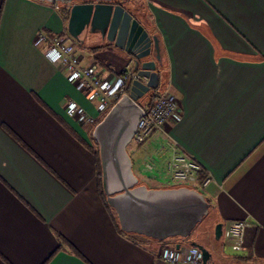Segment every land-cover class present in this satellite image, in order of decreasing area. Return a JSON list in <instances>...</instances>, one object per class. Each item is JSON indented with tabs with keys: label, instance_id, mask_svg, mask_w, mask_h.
<instances>
[{
	"label": "crops",
	"instance_id": "0c3cea01",
	"mask_svg": "<svg viewBox=\"0 0 264 264\" xmlns=\"http://www.w3.org/2000/svg\"><path fill=\"white\" fill-rule=\"evenodd\" d=\"M116 2L153 41L140 65L134 51L109 40L103 24L73 38L68 4L0 0V264H168L163 244L123 234L115 209L106 207L95 126L67 113L74 100L96 114V101L34 44L41 31L68 34L83 64H94L103 78L156 63L163 83L156 96L174 93L183 118L170 137L157 131L128 148L139 184L166 188L155 186L170 178L168 142L193 155L212 175L193 188L211 203L212 228L250 223L238 254H226L223 238L219 250L205 243L209 264H216V249L239 264H264V0ZM148 163L155 176L145 174ZM189 241L175 237L165 246L184 249Z\"/></svg>",
	"mask_w": 264,
	"mask_h": 264
},
{
	"label": "water",
	"instance_id": "95a60500",
	"mask_svg": "<svg viewBox=\"0 0 264 264\" xmlns=\"http://www.w3.org/2000/svg\"><path fill=\"white\" fill-rule=\"evenodd\" d=\"M61 2L70 6L69 32L79 40L80 34L89 27L100 23L107 31L110 41L124 49L134 51L135 63L140 65L148 54L153 41L144 26L117 0H45ZM154 45L159 51V41L154 36ZM149 61L142 63L140 76L150 78L152 66ZM148 93L151 87L134 80L130 93L124 94L105 114L93 129V138L98 143L102 184L107 201L118 216L121 229L158 241L172 237L183 240L191 237L194 229L209 215L211 203L204 194L187 186L175 188H149L139 184V177L133 168V160L128 146L133 141L140 118L145 114L144 107L137 101ZM139 96V97H138ZM215 238L220 240L223 224L215 227ZM191 245L202 251V264H209L212 257L208 248L198 242ZM180 247V243L176 245Z\"/></svg>",
	"mask_w": 264,
	"mask_h": 264
},
{
	"label": "built area",
	"instance_id": "2783aa9c",
	"mask_svg": "<svg viewBox=\"0 0 264 264\" xmlns=\"http://www.w3.org/2000/svg\"><path fill=\"white\" fill-rule=\"evenodd\" d=\"M34 44L44 47L48 60L65 69L77 89L84 92L90 101H96V114L82 110L74 100L68 102L67 113L75 116L82 125L95 126L124 94L130 93L134 80L149 82V78L140 76L134 68L125 69L112 78L100 77L94 64H83L71 37L65 33L41 31ZM143 107L145 114L139 120L133 139L137 144L145 143L157 131L170 137L172 125L183 118L179 98L172 92L156 96L151 106ZM168 145L173 150L166 164L171 181L205 187L212 180V175L193 155L177 150L172 142ZM147 167L152 169L153 165L148 163ZM249 225L246 220H236L223 227L222 238L233 251L246 249ZM162 250L161 256L168 264H202L203 261L202 251L193 245L184 249L164 245Z\"/></svg>",
	"mask_w": 264,
	"mask_h": 264
},
{
	"label": "rangeland",
	"instance_id": "374dc122",
	"mask_svg": "<svg viewBox=\"0 0 264 264\" xmlns=\"http://www.w3.org/2000/svg\"><path fill=\"white\" fill-rule=\"evenodd\" d=\"M149 62L151 63V65H149V66H152V68H153L152 76L149 78V82H148V85L151 87V90H150L149 94H153V93L161 90V84L163 85V83H161L160 73L157 70L156 63H154L153 61H149ZM132 92L134 94L140 96V97L138 96L139 98L137 99V101L140 104H143L146 107L147 106V102H146V100H144L145 99L143 97L144 94L141 96L140 94L135 93L133 90H132ZM135 143L136 142L133 140L130 143L128 148H131L132 146H134ZM145 174H148L149 176H155V171H153L150 168H145ZM164 179L166 180V181H164L165 183L156 184V186L155 185L154 186L155 187H157V186L158 187H166V188L188 186V187H192V188H194V187L199 188L198 185L193 184V183L173 182V181H171L170 178H167V176L164 177ZM151 186H153V185H151ZM200 190H201V188H200ZM201 191L204 192V190H201ZM211 220H212V216L211 215L206 216L204 218V220L197 225V227L193 231V234L191 235L192 237H195L196 239H198L199 242L204 244L205 246H206L205 243L214 241V237H215V233L213 232V230L215 231V228L214 229L212 228V223H211L212 221ZM213 233H214V237H213ZM174 238L175 237H172V238H169L167 240H170V239L173 240ZM214 242H215L216 248H218V246L222 242V240L219 241V240L216 239ZM225 244H226V242H225ZM218 250H219V248H218ZM218 250L216 249V251L214 252V255H213L214 261H215L216 264H239V263H237L235 261H231V259H228V258H226L224 256H221V254H219ZM233 253L234 254H238L235 251H233L230 247L226 251L227 255H231Z\"/></svg>",
	"mask_w": 264,
	"mask_h": 264
},
{
	"label": "trees",
	"instance_id": "16d2710c",
	"mask_svg": "<svg viewBox=\"0 0 264 264\" xmlns=\"http://www.w3.org/2000/svg\"><path fill=\"white\" fill-rule=\"evenodd\" d=\"M150 92V91H149ZM149 92L148 93H145L144 94V100H146V102H147V106H151L152 104H153V102H154V100H155V98H156V93H153V94H149ZM143 105V104H142ZM144 106V105H143ZM96 154H97V178H98V184H99V189H100V193H101V195H102V199H103V201H104V203H105V205H106V207H108V208H110L111 209V207H110V205L108 204V202H107V199H106V194H105V192H104V189H103V184H102V167H101V161H100V154H99V149H98V145H97V150H96ZM119 230L123 233V234H125V235H129V236H135V235H138V236H140L139 234H136V233H127V232H125V231H123L120 227H119ZM213 232H214V230H213ZM215 233V232H214ZM214 233H213V237H214ZM142 237H146V236H142ZM146 238H148V237H146ZM150 239V238H149ZM151 240V239H150ZM154 240V239H153ZM188 241L190 240L191 242L192 241H198L199 242V240L198 239H196L195 237H189L188 239H187ZM216 239H215V237H214V241H215ZM189 241V242H190ZM161 244H163V246L165 245V241H159Z\"/></svg>",
	"mask_w": 264,
	"mask_h": 264
}]
</instances>
